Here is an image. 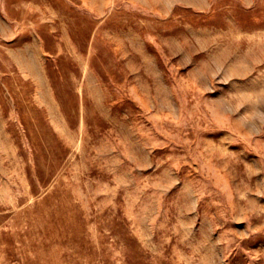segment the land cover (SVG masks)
I'll return each instance as SVG.
<instances>
[{
    "label": "rangeland",
    "instance_id": "rangeland-1",
    "mask_svg": "<svg viewBox=\"0 0 264 264\" xmlns=\"http://www.w3.org/2000/svg\"><path fill=\"white\" fill-rule=\"evenodd\" d=\"M0 264H264V0H0Z\"/></svg>",
    "mask_w": 264,
    "mask_h": 264
}]
</instances>
